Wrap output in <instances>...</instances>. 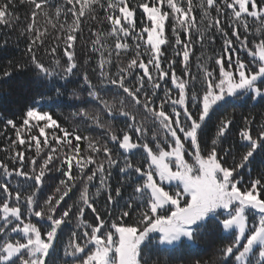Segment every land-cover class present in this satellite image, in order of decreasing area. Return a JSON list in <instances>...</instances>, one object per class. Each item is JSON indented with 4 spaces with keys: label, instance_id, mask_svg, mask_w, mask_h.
Here are the masks:
<instances>
[{
    "label": "snow or ice",
    "instance_id": "snow-or-ice-1",
    "mask_svg": "<svg viewBox=\"0 0 264 264\" xmlns=\"http://www.w3.org/2000/svg\"><path fill=\"white\" fill-rule=\"evenodd\" d=\"M27 2L24 53L0 66V95L31 84L22 122L5 121L15 139L0 159V264H204L184 253L218 234L228 242L213 264H264V123L244 116L230 142L226 111L264 103V0H64L54 12L52 0ZM13 5L0 2V25L20 22ZM97 9L109 28L90 31L82 69L76 44ZM218 35L222 49L193 73L194 45ZM57 106L83 130L44 110Z\"/></svg>",
    "mask_w": 264,
    "mask_h": 264
},
{
    "label": "trees",
    "instance_id": "trees-1",
    "mask_svg": "<svg viewBox=\"0 0 264 264\" xmlns=\"http://www.w3.org/2000/svg\"><path fill=\"white\" fill-rule=\"evenodd\" d=\"M0 2H3V0H0ZM139 0H131V3L133 6H135ZM196 3H198V0H195ZM52 11L54 12L55 6L60 5L64 6V0H52ZM14 16L19 15L20 22L15 23L14 27H5L4 25H0V42H2L4 39L8 40V47L6 50L0 51V66L5 65L8 60L17 61L20 59V57L24 53V49L26 46V37L20 36V32L22 28L26 25V19L25 17L30 13V5L28 4L27 0H23V3L21 0H14ZM70 7V6H69ZM97 16L98 20H91L89 18H85L82 32L80 33V38L77 41L76 44V54L78 58V62L80 63L82 69H83V62L85 59L88 58V52H89V44H90V31L96 30V31H107L109 28V25L106 20H104V13L97 9ZM197 15V19H199V12L197 11L195 13ZM215 14V13H213ZM61 21L65 19L63 16L60 17ZM68 22L71 23V16H68ZM144 19L141 15L140 11H137L136 13V22L138 27H142L141 20ZM252 23V21H249ZM39 24L43 26L45 24V18L40 17L39 18ZM166 35L171 38L172 35V29H171V22H168L166 26ZM50 35L45 40L44 47L40 49L41 58L45 59L43 56L44 48H49L52 45V37L55 35L54 32H52L51 28H49ZM131 43V41H129ZM223 47V41L222 38L218 35L216 37V43L214 45H211L207 49H202L201 46L196 43L193 48L194 55L191 58V71L193 73L196 72V58L200 56L202 53L205 55H213L214 50L218 51L222 49ZM163 51L165 53V56L167 59L173 58V49L169 46H164ZM63 48L61 47L60 51L58 52V55H62ZM242 58L250 59L247 57L246 52L240 53ZM130 58V57H129ZM98 59V56L92 57V62L87 66V70L89 71L90 76H93V82L95 83L96 80L94 78V74L92 73V68L95 67V62ZM113 61H116V57L113 56ZM123 60V57H122ZM123 62L126 63V60H123ZM164 64L166 65L167 60L165 59ZM177 73L180 74L181 72V65L179 61H177L176 64ZM113 72L116 71V68L113 67L111 69ZM75 79V77H74ZM62 83V82H61ZM79 83V81H77ZM170 86V81H169ZM4 87H7L6 85ZM72 85L69 86L71 88ZM25 88L30 89L31 84L30 82L24 80V79H17L14 83V86L12 89H10V94L7 95H0V159H6L8 156V153L4 151L5 148H8L10 146V142L12 139H15V130L12 129L10 126L7 128L5 127V121L7 119H13L14 121L19 124L22 122L23 119V110L25 108L26 104V95H25ZM2 91V89H0ZM30 94V92H29ZM160 95L163 96V91H160ZM110 96V94H109ZM44 110H49L52 112L53 117L58 120L59 123H61L64 127L67 128H73L80 125V121L78 118L71 116V113L75 111L72 107L67 106H57L52 107L51 109L45 108ZM226 111L229 114H232L234 112L233 120L234 124L232 126V131L229 136V141L236 140L238 141V132L239 128L243 126V118L244 116H249L250 118H253L255 120V124L253 127H258L261 123H264V103L257 104L255 107H252L251 105H246L243 107H236L233 109L232 107H228ZM223 114V113H221ZM218 119V117H214L213 124L215 120ZM119 126V121L116 122ZM81 126V130H83V125ZM210 132L214 131V127H211L209 129ZM99 132H92L88 133L86 132L85 135H98ZM26 138V137H25ZM82 148L85 147V145L82 143ZM22 147V146H21ZM17 150H20L19 148ZM27 155H35L34 150L29 151ZM253 177L256 175L255 171L253 172ZM247 175H245V179H247ZM118 177L114 175L113 178V185L115 186L116 180ZM15 184V181H13V185ZM55 185H53L54 188ZM52 189H47V193L50 194ZM71 203V201H68ZM103 201H101V204ZM90 218V214H89ZM67 233V229L65 230ZM64 239L67 240V235L65 234ZM228 241L223 239L221 235H217L216 238H209L206 241H203L200 243V247L198 249H192L189 252L184 253L185 260L188 261H195L196 259H200L204 264H213L214 261L219 260V255L217 253V249L221 247L222 244L227 243ZM156 257L153 256V260H155ZM161 260L166 259L165 256L160 257ZM173 264H179V261H174Z\"/></svg>",
    "mask_w": 264,
    "mask_h": 264
}]
</instances>
